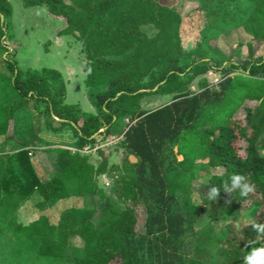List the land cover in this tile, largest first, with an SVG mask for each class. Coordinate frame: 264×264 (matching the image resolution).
I'll return each instance as SVG.
<instances>
[{
  "label": "trees",
  "instance_id": "obj_1",
  "mask_svg": "<svg viewBox=\"0 0 264 264\" xmlns=\"http://www.w3.org/2000/svg\"><path fill=\"white\" fill-rule=\"evenodd\" d=\"M22 1L26 7L44 6L51 15L62 17L65 28L59 31V36H73L82 42L85 85L96 113H85L78 105L66 102L60 71L52 68L24 71L15 58L3 57L8 51L4 38L12 6L8 0H0V15L8 19L3 22L0 17L3 69L0 82L4 84L3 95L15 97L10 104L0 102V140H14L8 131L10 121L19 111L29 110L36 118L42 116L45 128L54 133L68 127L78 150L94 143V135L103 127H107L105 133L110 135L124 119L136 122L124 133V174L112 187L125 203L124 208L112 203L98 186L97 178L108 173L104 151H100L99 166L94 167L84 155L57 149V162L64 175L47 174L32 159L31 147L43 143V139L33 122L25 125L19 134L22 142H15L14 154H7L0 177V192L9 205L4 218L16 209L23 216L12 227L14 241L4 242L2 255L6 256V262L12 255L20 259L28 255L27 264L182 261L178 254L179 237L191 229L188 216L192 214L185 213L187 200L178 201V192L189 186L193 178L187 176L198 160L215 172L208 178L207 195L211 186L219 188L232 174L244 175L252 186L251 192L241 197L239 189L233 194L221 190L215 199H226L234 205L249 202L254 192L259 197L252 201L257 214L254 223L264 224V155L259 153L258 146L264 135V55L255 53V45L264 43V0L248 2L252 10L245 16L243 26L252 35L249 57L238 59L230 67L241 72L226 77L218 92L208 89L205 79L200 80L204 91L198 94H191L189 85L210 66L184 49L181 39L184 16L169 4L160 0ZM217 66L228 73L221 63ZM151 95H172L173 100L145 111L141 101ZM40 103L43 108L38 107ZM248 103L256 105L251 107ZM167 144L175 145L183 160L174 159L165 167L162 156ZM131 155L137 158V163L130 162ZM145 190H149L151 197L156 196L160 207L147 223V234L138 236L136 208ZM36 194L42 200L33 204ZM89 196L91 200L99 198L93 207L86 204ZM172 203L175 208L171 214ZM55 205L67 208L58 215L56 224L51 220L53 212L48 210ZM69 212L71 223L63 226ZM214 233L211 229L207 234L211 246L213 242L222 256L220 264H243V257L251 247L264 244V233L259 234L257 243H248L257 240L253 223L239 232V242L228 235L214 239ZM154 234L157 237L149 238ZM145 243L147 253L139 255L145 250ZM193 264L208 263L195 259Z\"/></svg>",
  "mask_w": 264,
  "mask_h": 264
},
{
  "label": "rangeland",
  "instance_id": "obj_2",
  "mask_svg": "<svg viewBox=\"0 0 264 264\" xmlns=\"http://www.w3.org/2000/svg\"><path fill=\"white\" fill-rule=\"evenodd\" d=\"M8 1L12 6V14L9 30L6 31L4 38V44L7 46L8 51L3 53V57L11 60L15 58L18 67L24 71L27 69L40 70L42 68H52L60 71L65 82L70 80V85L67 86L65 83L67 102L80 104L81 110L85 113H96V109L92 104V97L84 80L86 58L82 49L83 44L73 36H59V31L65 28V20L62 17L51 15L44 6L26 7L22 0ZM160 1L174 7L184 16L181 27V39L184 49L196 57L202 58L201 62L210 66L205 74L198 76L191 82L189 92L198 94L204 91L200 88L199 83L202 79L207 81L208 89L218 92L220 83L226 77L241 72L230 68L231 65L237 63L238 59L245 60L249 57L248 43L251 41L252 35L246 31L243 23L245 16L247 17L252 10V7L248 5L250 0ZM198 11L201 14H197ZM4 21H8V19L3 17ZM10 33L12 37L8 38ZM255 53L264 55V43L255 45ZM218 62L222 64L223 68L228 69V73L217 69ZM0 72H3L1 64ZM3 85L0 82V102L10 104L15 97L3 95L5 91ZM153 96L155 95L147 96L141 101L145 111H152L173 100L172 95H157V99L160 98L162 101L158 102L153 100ZM248 105L254 107L256 103H248ZM38 107L43 108L44 104L40 103ZM240 115L244 116L245 114L241 113ZM127 119L115 125L110 134L116 135L115 139L111 141L109 135L105 133L106 131H103L94 135V143L81 150L75 148L73 143L75 138L68 127L62 128L58 133L51 132L45 128L44 118L42 116L36 118L29 110L17 112L12 126L14 130L10 131L17 137L18 141L16 140V143L22 142V135L20 137L19 134H22L26 124L33 122L34 129L42 137L43 143H37L34 144L35 147H31L32 158L36 162L40 158L43 164H39L40 169L44 168L47 174L54 173L57 177H63L64 175V169L57 162V149L68 150L74 155H84L94 167L99 166L102 160L100 151H104L103 155L108 159V173L97 178L98 186L106 197L110 198L112 203L124 208L125 203L114 194L112 187L113 183L124 174L123 160L126 152L122 135L127 127ZM14 144V141L0 140V177L4 171L7 154H14L17 151ZM258 146L259 153L264 155V135L258 141ZM245 148L246 145L242 147V154H245ZM177 151L175 145L167 144L162 156L165 167L174 159L183 160V157ZM198 161L187 176V178L190 176L193 178L188 186L189 188H184L178 192V201H183L186 198L187 206L184 211L187 215L191 213L192 216H188L191 229L179 237L178 254L181 256L182 261L175 260L176 264H193L195 259H203L208 264H220L222 256L219 254L218 249L214 247L213 242L211 246L209 234L207 233L212 229L215 232L214 239H220L228 235L230 239L233 238L235 242L236 240L239 242V232L257 219V214L254 213L252 208V201L258 200L259 197L254 192H252V198L249 202L243 201L234 205L226 199L222 201L218 199L208 200V178L215 172L211 171L209 165L203 164L201 160ZM71 184L69 182L68 186ZM41 200L42 197L36 194L32 198V203L35 204ZM92 200L89 196L86 201L87 206L93 207V203L98 202L99 198L95 196L92 197ZM159 207L156 196L151 197L149 190H145L141 195L140 204L136 208V232L138 236L147 234V223L150 222L152 215L159 211ZM193 207L195 208L192 209ZM174 208L175 205L172 203L171 214L174 213ZM65 209H67L66 206L62 205H55L48 209L50 213L53 212L54 214L51 217L54 224L58 222V215ZM8 211L9 205L3 200L0 192V226L2 229L0 234V264H22L26 257L29 258L28 255H24V259L12 255V258L7 262L6 256L2 255L5 252L3 249L4 242L14 241L15 239V235L11 233L12 227L15 226L18 218L23 217L21 211L16 209L8 218H4V214H7ZM70 213L64 217L63 226L71 223L72 215ZM33 232L36 233L34 230ZM156 235H149V238L157 237ZM144 248L145 250L139 252V255L140 253L146 255L147 243H145ZM25 264H27V260Z\"/></svg>",
  "mask_w": 264,
  "mask_h": 264
},
{
  "label": "clouds",
  "instance_id": "obj_3",
  "mask_svg": "<svg viewBox=\"0 0 264 264\" xmlns=\"http://www.w3.org/2000/svg\"><path fill=\"white\" fill-rule=\"evenodd\" d=\"M237 189H239V196L241 197L246 196L253 190L244 175L232 174L228 181L222 183L219 188L215 185L211 186L208 190L207 199L213 200L217 198L221 190L233 194ZM253 228L258 236L256 241H249V244L257 243L259 241V234L264 233V224L253 223ZM243 264H264V244H261L259 247H251V250L243 257Z\"/></svg>",
  "mask_w": 264,
  "mask_h": 264
},
{
  "label": "crops",
  "instance_id": "obj_4",
  "mask_svg": "<svg viewBox=\"0 0 264 264\" xmlns=\"http://www.w3.org/2000/svg\"><path fill=\"white\" fill-rule=\"evenodd\" d=\"M71 75H72V72H71ZM85 79H86V77H85ZM85 79H84V80H85ZM65 83L67 84V86L70 85V80H69V81H66V82L64 81V84H65ZM65 92H66V90H65ZM159 96H161V95H159ZM165 96H166V95H165ZM157 97H158L157 95L153 96V98H154L153 100H156V101H158V102H162L161 99H160V98L157 99ZM66 102H67V95H66ZM67 103H68V102H67ZM69 104H71V103H69ZM75 105H78V106L80 107V109H81V105H80V104H75ZM144 109H145V108H144ZM146 109H147V108H146ZM154 110H155V109H154ZM14 120H15V119H13L12 121H10V127H9V131H8V133H9V135H12V137L14 138V140H12V141H14V143H15V141H16V140L18 141V139H17V137H15V135L13 134V132L10 131V130H14L13 127H12V126L14 125V124H13V123H14ZM115 136H116V135H109V139L112 138V137H115ZM123 138H124V137H123ZM9 142H10V140H9ZM46 148H47V146H46ZM40 149H41V148H40ZM77 150H78V149H77ZM10 154H11V153H10ZM32 159H33V158H32ZM33 160H34V159H33ZM45 160H46V156H45ZM38 162H39L40 165H43V164H42V161L40 160V158H39V161H38ZM42 168H43V167H42ZM43 169H44V168H43ZM44 170H45V169H44Z\"/></svg>",
  "mask_w": 264,
  "mask_h": 264
},
{
  "label": "water",
  "instance_id": "obj_5",
  "mask_svg": "<svg viewBox=\"0 0 264 264\" xmlns=\"http://www.w3.org/2000/svg\"><path fill=\"white\" fill-rule=\"evenodd\" d=\"M0 17H1V20L3 21V15H0ZM156 90H157V87L155 89H153V91H156ZM146 91H149V90H146ZM56 120L59 121V122H63L64 121L63 119H56ZM106 129H107V127H103L102 129H100V131L98 133L106 131ZM129 160H130L131 163H137V161H138L137 158L134 155H131Z\"/></svg>",
  "mask_w": 264,
  "mask_h": 264
},
{
  "label": "built area",
  "instance_id": "obj_6",
  "mask_svg": "<svg viewBox=\"0 0 264 264\" xmlns=\"http://www.w3.org/2000/svg\"><path fill=\"white\" fill-rule=\"evenodd\" d=\"M126 123H127V127L125 128V131L123 132L122 139H123V137H124V133L128 130V128H129L132 124H134V121H130L129 119H127V120H126ZM110 139H111V141H112L113 139H115V137H112V138H110Z\"/></svg>",
  "mask_w": 264,
  "mask_h": 264
}]
</instances>
